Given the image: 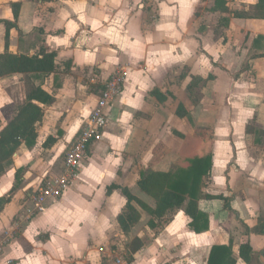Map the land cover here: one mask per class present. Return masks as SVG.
I'll return each mask as SVG.
<instances>
[{"label":"crops","instance_id":"obj_1","mask_svg":"<svg viewBox=\"0 0 264 264\" xmlns=\"http://www.w3.org/2000/svg\"><path fill=\"white\" fill-rule=\"evenodd\" d=\"M242 2L250 6L256 0ZM12 4L19 5L16 20ZM143 4L147 6L146 12L153 7L156 13L155 20L149 24V34L141 25ZM232 5L227 0H129V3L128 0H0V54L5 53L4 22H9L15 27L9 29L8 53L40 58L43 53L55 55V71L47 76L0 77V129L8 121L5 117L14 115L11 108L15 103H24L27 85L40 87L54 98L51 105L41 106L43 117L36 124L35 145L22 144L0 176V242L3 243L0 264L61 262L63 250L57 237L50 235L43 242L34 239L33 232L51 228L47 226L52 224L55 209L49 208L50 205L62 199L65 191L75 182L78 184L77 180L84 182L82 187L96 189L102 183L99 176L102 171H117L116 179L99 191L109 198L112 194L120 196V191L114 188L126 187L144 203L143 197H149L137 186L141 172L145 171L143 161L134 165V159L145 142L150 144L164 129L186 139L194 130L211 132L212 168L202 192L229 198L231 211L225 210L218 199L202 198L198 206L209 216V229L196 234L188 226L189 218L178 210L158 234L153 232L152 245H145L142 237L133 238L143 243L136 253L129 252L133 264H207L210 250L216 245L229 246L236 264H246L238 252L244 243L249 244L252 253L264 264V236L247 233L264 222V20L230 17L224 41L222 34H213L207 24L219 15L214 9ZM183 6L188 9L184 28L179 27L183 22L180 15ZM168 8L174 14L169 21L163 15ZM179 66L187 68L189 73L182 76L181 92L191 76L202 79L212 76L199 91V105L185 118L176 116V108L167 116L163 105H156L151 94L156 88L165 97V104L173 102L175 97L181 103L183 92L182 96L173 92L179 86L173 84L171 77L170 83L166 80L168 72ZM120 67L128 71V77L121 94L108 109V122L101 139L89 146L65 193L47 202L42 212L30 215L32 195L61 173L65 153L80 133L105 82ZM85 75L88 83L79 86ZM92 87L97 96L89 95ZM64 112L63 125L69 127L63 137L69 143L60 150L64 154L55 170L50 171L49 162L38 169L42 164L41 154L31 150L41 142L38 132L46 136L40 144L41 153L58 145L59 137L49 132V125ZM247 126L253 127V133L247 134ZM48 138L55 142L46 147L43 144ZM104 149L111 151L112 158L98 157ZM164 150L167 152V147ZM179 153L174 152L172 160L183 166L189 155ZM35 176L42 177L36 185ZM222 185L228 191L222 190ZM215 186H220L219 192ZM108 188L113 192L107 194ZM149 199L152 204H145L154 209L155 202ZM134 208L140 221L141 209ZM16 230L22 233L17 235ZM106 258L108 264H115L116 259L125 261L118 254Z\"/></svg>","mask_w":264,"mask_h":264},{"label":"rangeland","instance_id":"obj_2","mask_svg":"<svg viewBox=\"0 0 264 264\" xmlns=\"http://www.w3.org/2000/svg\"><path fill=\"white\" fill-rule=\"evenodd\" d=\"M227 1L233 4L232 6L228 7V9H230V11L232 12L247 10L249 6L242 2L244 0ZM146 7L147 6L143 4L140 8L142 12L141 25L144 28L145 32L149 34V24L150 22H153L155 20L156 13L153 7L150 12H146ZM187 12V7L183 6L180 10V15H183V22L180 24L181 26L179 25V27H185L187 23ZM218 14L219 15H216L214 16V18L210 19L207 25L209 27V31L216 35L222 34L224 41H226V34L224 31L227 30V26L229 24L225 26L222 22L220 12ZM163 15L166 16L167 21L173 19L174 16L173 12L169 8L163 11ZM245 42L246 40L244 39V43ZM187 74H189L187 68L183 69L180 66L168 72L166 76L167 82L170 83V80L168 78L171 77V79H174L173 84L179 86L178 90H173V92H178L182 96L183 90L181 92V80L183 78L182 76H186ZM82 81V84L79 86L84 87L88 83L86 75L84 76ZM33 87L34 86L27 85L26 92L28 93ZM155 89L156 88H153V90ZM88 91L89 95L97 96V92H94L93 87L90 88ZM155 99L154 100L156 101V105H163L162 108H164V111L167 112V116H169V114H172V112L175 111V108H177L176 106L178 103L176 101L178 99L176 97L174 98V103L167 102V104H165V101H162L159 98ZM65 105L66 104L63 101L62 106ZM17 107L18 105L17 103H15V105L11 108L14 113ZM46 115H48V113H46ZM87 115L89 116L90 112H88ZM88 116H86V118ZM5 118V120L10 119L8 115ZM65 118L66 112H64L63 116H60L49 125V132L57 134L59 137V141L58 145H53L49 150L43 151L42 153L40 151V144L46 138V136L38 132L41 138V142H38L39 144L37 147L31 148L34 153L41 154L40 157L42 159V164L39 166L38 169L43 168L44 164L49 162L50 171L55 170L59 160H61L64 153L60 154V150H62L63 147L67 146V144L69 143L65 142V139H63L64 135L67 133V130L69 128L63 125ZM86 118L84 120H86ZM42 125H44V121L42 122ZM192 126L194 127V125ZM204 130L206 131V129ZM194 131L195 132H193V135L189 136L186 139L184 136L179 137L180 134H177L176 132L171 133L169 132V130L164 129L163 132L159 134L157 139H154L150 144L149 141L145 142L143 149L138 153V158L134 159V165H137L139 162L143 161V170L145 171L157 169L164 171L177 170L178 168L182 167V165L173 162L172 155L174 152H180L179 154L185 155H191L193 153V151L198 146L196 134L199 130ZM47 135L50 136V134ZM164 147H167V152L164 150ZM163 150V154H160L161 156H159V158H156V154H159ZM33 157H36V155H34ZM98 157L100 159H108L109 157L112 158L111 151L107 149L101 150L98 153ZM119 168L120 166H118V169ZM116 172L117 171L113 170H111L110 173L106 172V170L102 171L99 176H101L103 180L102 183H100V186H98L96 189H87L85 187H82L84 186V182L82 180H77L78 184H76L75 182L70 189L65 191L66 194L62 199L53 202L51 204L53 206L50 205L49 208L55 209L53 218L51 220L52 224L47 226V229H49L50 226L51 228L49 230L45 229V231L43 230L33 232V238H39L42 241L44 240L43 242H45L47 238H50V235L57 237L60 243V248L63 250L62 257L60 260L61 262H59V264H108V259L106 257H108L109 255L114 256L117 254L124 258V264H133L134 259L132 260V257L129 253L132 239L134 237H142L145 245H152L153 239H155V236H153V232H157L158 234V231L163 227V225L166 224L168 220H170L173 216L179 213H177V211L180 209H175L170 211L162 219H156L153 215H150L145 209L140 208L137 203L133 202V205L135 207L141 209V214L143 215V218H141L139 223L132 228L129 234H122L118 224V218L119 216L124 214L126 210V205H124L126 202V198L122 192V189L126 187H120L121 189L114 188V190L120 191V196H113L112 194L109 198H106L104 194L99 191L103 189L104 186L109 185V183L113 181V178L116 179ZM119 175L120 172L118 176ZM38 178L41 179L42 177L35 176V185L41 181ZM221 187H223L222 190L228 191L227 189H224V185H222ZM219 188L220 186H215V189H217V191L219 190ZM143 199L148 204H152L149 198L143 197ZM149 218H152V220H149ZM17 231L18 230L14 231V233ZM20 231L21 230L17 232V235H20L22 233ZM150 248L152 250L153 246H151Z\"/></svg>","mask_w":264,"mask_h":264},{"label":"trees","instance_id":"obj_3","mask_svg":"<svg viewBox=\"0 0 264 264\" xmlns=\"http://www.w3.org/2000/svg\"><path fill=\"white\" fill-rule=\"evenodd\" d=\"M14 20L17 19L18 4L11 5ZM221 14L222 22L225 26L229 24V18L237 19H261L264 20V0H256L244 11H230L226 6L214 9ZM5 32V53L0 54V77L12 74L43 75L47 76L55 71L53 53H43L41 58L37 56H15L8 53V33L15 24L4 22ZM258 39H261L260 37ZM212 79H202L191 76L190 82L184 89L182 102L178 104L175 114L179 118L189 117L190 113L199 105V91L206 81ZM155 98L164 101L158 91L151 92ZM54 98L48 95L40 87H33L26 94L23 104L18 105L14 115L0 129V176L11 165L12 157L22 144L32 147L36 143V124L42 120L43 111L41 106L51 105ZM247 134L253 133V127L247 126ZM257 135H262L256 132ZM182 137V135H179ZM198 146L193 153L186 157L185 165L175 171L155 172L143 171L137 186L141 192L146 194L155 202V208L150 209L144 203L132 196L128 189H122L126 198L125 213L119 216L118 224L124 235L130 233L131 229L138 223L140 215L133 206L137 203L140 208L145 209L156 219H162L170 211L180 209L189 218L188 226L196 234L203 233L209 229V216L200 211L198 202L203 198L206 200L218 199L223 202V208L231 211L230 199L222 196H210L202 193V188L206 180L210 177L212 168V134L208 130H199L196 134ZM55 139L48 138L43 144L51 145ZM111 191L107 189V194ZM1 201V200H0ZM247 233H254L264 236V222L256 227L247 230ZM143 243L135 238L131 241L130 252L136 253L142 248ZM239 258L246 264H261L252 253L248 243L239 246ZM207 264H236L232 258L229 246L216 245L210 250Z\"/></svg>","mask_w":264,"mask_h":264},{"label":"built area","instance_id":"obj_4","mask_svg":"<svg viewBox=\"0 0 264 264\" xmlns=\"http://www.w3.org/2000/svg\"><path fill=\"white\" fill-rule=\"evenodd\" d=\"M127 77L128 71L120 67L107 79L80 133L65 153L61 165V173L47 180L32 195L30 199L32 207L28 211L30 215L34 212H42L47 202L59 198L74 180L89 146L101 139L102 132L108 122V109L121 94ZM2 247L3 243L0 242V251ZM115 262V264H124L118 259Z\"/></svg>","mask_w":264,"mask_h":264}]
</instances>
